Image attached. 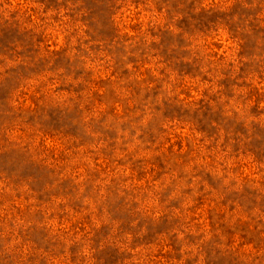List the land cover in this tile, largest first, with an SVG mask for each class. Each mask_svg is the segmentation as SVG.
<instances>
[{
  "label": "rangeland",
  "instance_id": "1",
  "mask_svg": "<svg viewBox=\"0 0 264 264\" xmlns=\"http://www.w3.org/2000/svg\"><path fill=\"white\" fill-rule=\"evenodd\" d=\"M0 264H264V0H0Z\"/></svg>",
  "mask_w": 264,
  "mask_h": 264
}]
</instances>
